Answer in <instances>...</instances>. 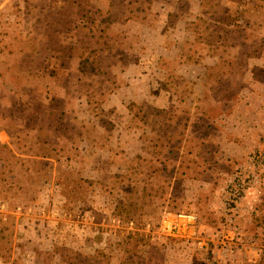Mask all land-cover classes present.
<instances>
[{
    "label": "rangeland",
    "instance_id": "rangeland-1",
    "mask_svg": "<svg viewBox=\"0 0 264 264\" xmlns=\"http://www.w3.org/2000/svg\"><path fill=\"white\" fill-rule=\"evenodd\" d=\"M9 1L0 97L1 111L15 112L0 140V264H35L29 245L43 251L40 264L103 247L113 264H264V202L245 198L230 217L222 209L231 173L264 149V71L252 82L240 67L262 47L252 23L264 0H69L67 17L56 0H37L14 28ZM70 19L62 37L93 41L79 52L98 51L108 77L81 73L64 49L70 38L55 22ZM262 180L255 196L264 171ZM179 213L199 223L173 233Z\"/></svg>",
    "mask_w": 264,
    "mask_h": 264
},
{
    "label": "trees",
    "instance_id": "trees-1",
    "mask_svg": "<svg viewBox=\"0 0 264 264\" xmlns=\"http://www.w3.org/2000/svg\"><path fill=\"white\" fill-rule=\"evenodd\" d=\"M37 0H10L8 3H7V8L10 9V11L12 12H9L12 13V16L8 17L7 16V22L9 23V25L14 28V22L15 20L13 19V17L16 16L17 19H19L20 15L22 13V15H24V12H25V9L27 7H30L31 3H35ZM52 1H55V0H52ZM57 3H58V6H60V9L58 11V15L60 16H64V17H67L66 15L69 13V8H67V4L69 2V0H56ZM72 3V2H70ZM71 6V5H69ZM68 6V7H69ZM66 9V10H64ZM57 24V29H56V32L59 33L61 35V30L65 29V33L68 32V27H64L65 25H70L72 27L73 30H75V26H74V23L75 21L73 22L72 19L68 20V21H56L55 22ZM19 24V23H18ZM23 26V25H22ZM4 28V27H3ZM8 31L7 29L4 28V31L1 32V38L2 40L8 35ZM97 36H96V33H94L91 37V39H95ZM65 38H70V44L67 43V42H64L62 45L64 47V49H69L71 50L72 52H77V56L79 57V59L81 60V65L79 66V69H80V72H92L94 74H98V75H102V76H106L108 77L109 76V65H103V60L101 59V54L98 52V51H90V52H87L86 50H83L82 52L80 51L79 52V46H83V45H86V49H89L91 48L90 46H92L93 44V41H83L82 38H79V37H74L73 35H70V36H64L62 37L61 35V39L64 40ZM104 38H107L105 36H102V37H98L97 40L99 42V39L100 40H103ZM0 40V43L1 41ZM104 44L106 46L105 49L103 50H106V51H109L108 53H111V49L112 47L110 46V42L108 40L104 41ZM7 46L5 47L4 45H0V53H6L7 52ZM90 53V54H89ZM96 54L95 56L96 57H92L93 54ZM103 53V52H102ZM108 67V68H107ZM106 70V71H105ZM73 73V72H72ZM56 75L55 71L52 72V74L50 75L51 78H55L54 76ZM2 76V75H0ZM211 150L214 151V155L216 156H219V159H221V157H223V152L221 151H217L216 148L214 147H210ZM207 162V160H206ZM208 180H210L211 178H207ZM132 189H137L139 190V188L137 187H131V189L129 190H132ZM152 188H148L147 186L143 187L142 190L144 192H152L151 191ZM150 194V193H149ZM166 203H164L163 205L159 204V206H163V208H166L164 207ZM167 207H171L169 206L168 204H166ZM172 208H174V206H172ZM119 215H121L122 213H118ZM258 222L259 223H262L264 224V217H258L257 218ZM211 225H216L215 223H211ZM29 247L33 248L34 252H35V264H40L41 261L44 262L45 261V257L43 256V251L40 250L38 247H34L33 245H29ZM99 254V256L96 255V258L92 255V258H90V256L87 254L85 255H81L79 252H75L76 256L75 257H67L63 263L64 264H113V261H112V255L111 253H109L105 247H103L101 250L99 249H96ZM47 252V255L50 256L51 255V259L49 260H52L54 257H56V253L55 255H53L51 253V251H46ZM84 253V252H83ZM47 256V258H48ZM4 259V258H3ZM44 259V260H43ZM62 259V257H61ZM45 262H48V261H45ZM1 264H10V261L8 259H4L3 262ZM120 264H126L124 261H121Z\"/></svg>",
    "mask_w": 264,
    "mask_h": 264
},
{
    "label": "built area",
    "instance_id": "built-area-1",
    "mask_svg": "<svg viewBox=\"0 0 264 264\" xmlns=\"http://www.w3.org/2000/svg\"><path fill=\"white\" fill-rule=\"evenodd\" d=\"M264 171V149L251 151L231 173L226 181L223 196V216L230 217L235 214L245 198H252L260 203L264 202V196H255L257 188L262 185ZM199 223L198 216L190 213H179L177 222L172 225L173 233H180L185 227H195ZM193 238V237H192ZM196 244L204 249L206 240L198 238Z\"/></svg>",
    "mask_w": 264,
    "mask_h": 264
},
{
    "label": "crops",
    "instance_id": "crops-1",
    "mask_svg": "<svg viewBox=\"0 0 264 264\" xmlns=\"http://www.w3.org/2000/svg\"><path fill=\"white\" fill-rule=\"evenodd\" d=\"M254 20H256V19H254ZM252 25H254L252 27V29L253 30H257V31H254L253 32V35H257L258 38H261L263 44H262V47H260L257 50V52H256V50H254V51L253 50H248L247 51V54H246V56L248 57V61H244L240 67H241L242 70H247L248 74H250L249 77L251 78V80L253 82L264 71V61L261 62L259 60V58H262L264 60V18H262V20H260V22H253ZM247 32H248L247 35H246L247 40H250L249 38H250V35H252V32L249 31V30ZM232 42L237 43L235 45H238V42L239 41L236 40V37H234V39H232ZM238 47H239V45H238ZM8 50L10 51L11 49H8ZM251 58L254 59V60L250 62L249 60ZM256 58L258 60L255 62ZM2 83L4 84L3 81H2ZM241 98H244V97H241ZM246 99H248V98H246ZM3 106H4L3 99H2V97H0V140H1L2 143L5 144V142H9V139H10V137H9L10 136L9 135L10 132L9 131L11 130L10 128L6 127V122L8 121V119L10 117H13L15 111H14V108L13 107H10V109H8V110L5 107V110L2 109V111H1V108ZM257 106L258 105H256V107ZM261 110H264V106H260V108H258V111L257 112L255 111V116H256V114H258V115L261 114L263 112ZM38 145L43 150H47L48 149V146H50L47 142L40 141V140L38 141ZM219 149H220V147H219ZM224 154H226V153H224ZM248 199L250 200L251 198L248 197ZM259 204L261 205V203H259ZM247 211H248V209H244V212L245 213ZM218 213H219V211H218ZM201 222H204V218H201ZM205 224H207V222H205ZM209 224L210 223L208 222V225L205 226V227H208L209 229H213V230H216L217 229L215 225H209ZM202 225H204V224H202ZM211 253L213 254V252H211ZM213 258H216V257L213 256V255H210V260H207L208 261V264H213ZM220 262H222V261H220ZM225 263H228V261L225 262ZM218 264H222V263H218Z\"/></svg>",
    "mask_w": 264,
    "mask_h": 264
}]
</instances>
